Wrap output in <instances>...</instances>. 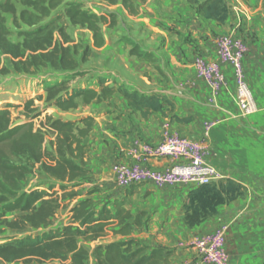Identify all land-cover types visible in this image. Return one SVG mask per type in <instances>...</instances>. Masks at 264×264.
<instances>
[{
    "label": "crops",
    "instance_id": "0c3cea01",
    "mask_svg": "<svg viewBox=\"0 0 264 264\" xmlns=\"http://www.w3.org/2000/svg\"><path fill=\"white\" fill-rule=\"evenodd\" d=\"M129 2L138 8L132 15L123 10L122 15L130 19L129 37L140 51L150 53L154 62L130 56L131 48L121 40L115 44L120 49L117 68L109 70L102 65L100 75L116 78L141 95L163 96L167 103L162 105L163 113L152 112L142 117L141 112L128 107L120 94H114L95 110L94 116L88 114L93 117L94 126L83 140V162L87 171L84 180L90 178V182L83 180L78 185L88 186L89 190L83 196L74 193L77 197L67 201L74 205L89 198L97 203V210L106 207L114 213L115 204L127 197L131 202L125 203L124 208L134 216L139 211L133 202L140 197L142 203L150 200L161 203V207L153 210L152 220H141V225L133 226L131 235L125 239L137 241L148 251L165 247L172 253L170 264L196 262L195 250L189 247V242L222 225L228 228L225 236L228 264H261L264 261L263 0H232L230 13L221 23L202 18L197 6L187 0ZM222 36L242 40L248 47L243 60L245 80L259 108L251 117L238 115L232 69L220 63L218 57L217 43ZM198 60L220 64L225 86L218 94L214 95L198 78L195 70ZM208 122L215 123L210 130L204 126ZM165 132L202 143L208 150L206 162L222 176L219 181H232L242 187L241 196L220 204L214 217L192 228L182 222V206L190 191L198 187L155 189L142 184L121 189L114 182V165L135 163L134 154L144 145L160 143ZM143 163L160 170L178 162L146 158ZM153 211L150 209L151 215ZM111 236L115 235L109 232L92 243H110L114 241Z\"/></svg>",
    "mask_w": 264,
    "mask_h": 264
},
{
    "label": "trees",
    "instance_id": "16d2710c",
    "mask_svg": "<svg viewBox=\"0 0 264 264\" xmlns=\"http://www.w3.org/2000/svg\"><path fill=\"white\" fill-rule=\"evenodd\" d=\"M102 1L110 5L122 4L130 12L133 9L129 0ZM191 3L197 5L202 18L219 23L230 13L223 0H193ZM16 4L22 9L18 10ZM62 5L63 14L48 21ZM5 15L11 16L12 25L21 39L19 42L11 40ZM62 17L71 25L91 32L95 48H101L104 43L101 26L109 21L112 25L115 23L113 14L97 15L74 2L63 4L62 0H4L0 3V75L10 72L1 62L4 56L11 59L12 69L19 74H31L32 70L42 67L72 74L44 86L45 101L60 112L77 109L78 100L87 105L93 101L110 99L119 92L128 107L141 112L142 117L152 112L163 113L162 105L167 103L165 97L144 96L122 86L114 88L107 84L106 78L98 79L99 90L71 87L73 77L79 75L77 70L80 62H86L90 50L84 48L78 60L76 47L65 46L70 39L62 27H57V21ZM55 33L61 36V42L55 39ZM129 54L154 62L150 53L140 51L135 45ZM8 107L0 109V234L5 230L25 229H43L45 232L38 236L6 239L0 244V260L7 264H31L33 261L38 264L53 261L87 264L93 258L94 264H170L172 253L165 247L148 251L137 242L125 239L131 235L133 226L141 225V220L126 210L123 203L115 204V212L112 213L106 207L97 210L96 202L89 198L83 199L70 208L71 218L67 225L52 229V221L60 207V197L46 190L20 193L21 183L35 165H39L45 175L56 181H83L87 176L83 162V140L92 132L94 119L85 117L78 121H62L47 118L43 128L53 137L49 142L50 152H47L44 132L41 129L34 130L30 121L36 116L33 115V101H27L22 106L28 122L17 125L12 124ZM61 189L65 191V188ZM241 195L242 187L232 181H219L198 187L190 191L184 201L182 222L189 228L195 227L214 217L217 206ZM75 196L72 192H63L62 199L71 201ZM11 212H20L22 215L6 218L5 215ZM109 232L124 237V240L96 245L91 252L80 244V240L85 243L96 242Z\"/></svg>",
    "mask_w": 264,
    "mask_h": 264
},
{
    "label": "rangeland",
    "instance_id": "374dc122",
    "mask_svg": "<svg viewBox=\"0 0 264 264\" xmlns=\"http://www.w3.org/2000/svg\"><path fill=\"white\" fill-rule=\"evenodd\" d=\"M4 0H0V3ZM143 1V0H140ZM190 4L193 0H187ZM228 8L230 6L232 0H223ZM63 4L66 3H78L80 4L85 10H88L97 15H108L113 14L115 17L114 25L111 24L109 21L107 24L101 26V33L103 36L104 43L102 45L103 50L101 48H95L93 45L92 34L85 28H81L79 26H73L70 22L65 18L62 17L59 21H57V27H62L65 30V34L68 36L70 41L65 44V46L76 47L78 56L77 59H80V56L83 52L84 48H89L90 53L88 55V59L86 62L81 63L77 72L79 75L73 77L72 81L70 82L71 87L76 88H93L95 90H99L98 88V79L104 78L100 74H102L103 69L101 66L103 65L105 69H116V61H119V48L115 44L120 42L121 40L124 42L126 46L129 45V48L134 46L132 43L133 39L129 36H132L129 32V25L130 19L125 18L123 14V10H125L128 14L132 15L136 13L138 8L133 6L132 11L130 12L126 6L122 4L117 5H110L102 0H62ZM194 6H197L194 4ZM18 10H21L22 7L16 4ZM64 11V5H62L56 12L52 14V17L48 21H53L57 18L58 15H62ZM6 24L11 32V40L13 42H19L21 39L17 36V31L12 25V19L10 15H5ZM110 20V19H109ZM131 29V28H130ZM55 39L59 42L62 41V38L58 33H55ZM107 43V44H106ZM104 51L105 53H101ZM129 53V52H128ZM130 55V54H129ZM131 56V55H130ZM122 55L120 59L122 60ZM120 60V61H121ZM1 62L4 66L10 69V72L6 75H0V109L7 108L10 111L11 121L13 125H17L20 123L28 122L27 117L23 114V105L25 102L32 100L33 107L32 109L35 110L34 116L30 121L33 124L34 130H42L45 134V141L44 147L47 152H50V145L49 142L53 139L49 132L43 128V124L45 123L47 118L54 119V120H62V121H78L85 117H92L89 115H93L95 110L99 109L100 107L104 106V103L109 101L110 99H102L99 101H93L90 104H83L81 100H78V107L75 110H71L69 112H60L58 111L51 103L45 101V92L44 86L49 83L53 84L59 82L61 79L65 77H70L72 74L70 73H61L52 70L48 67H42L37 70H32L31 74H19L16 73L12 69L11 59L9 57H2ZM114 64V65H113ZM116 67V68H115ZM107 84L114 88H118V86H122L127 90L128 89L123 83H120L116 78H107ZM131 91V90H130ZM115 94H120L116 92ZM121 95V94H120ZM122 96V95H121ZM123 97V96H122ZM126 101V100H125ZM89 114V115H88ZM93 118V117H92ZM94 126V124H93ZM91 134V133H90ZM89 134V135H90ZM151 145V144H148ZM157 145V144H155ZM153 146V145H152ZM89 162V161H88ZM87 162V164H88ZM85 182H90V178L88 180H84ZM80 180H76L74 182H59L56 181L47 175H45L41 170L39 165H35L31 167L30 173L26 176V179L21 183V192H29L32 190H46L49 193H57L60 197V207L56 212V215L52 221L51 228H61L67 225L70 222L71 214L70 208L73 205L66 200L62 199L63 192L66 194L72 193H79L80 196H83L86 190H89L88 186H83L79 188ZM83 183V182H82ZM61 187L65 188V191L61 189ZM78 187V188H77ZM73 188L75 191H73ZM171 188V187H170ZM77 197V195H76ZM123 204L131 202V200H127V197H122ZM154 202V203H150ZM145 201L142 203V199L136 200L137 210L139 211L136 213L137 218L139 220H152L154 211L157 207H161V203L158 204L155 201L150 200ZM151 207V208H150ZM150 209L152 215L150 214ZM20 212H11L5 215L6 218L11 219L13 217L21 216ZM4 228V227H2ZM45 232L43 229L33 230V229H25L23 231H11L5 230L4 233L0 234V244L3 243L6 239L9 238H23L26 236H38ZM111 240H124L121 236L115 237L111 236ZM129 241H134L131 239H126ZM81 241V240H80ZM113 242V241H112ZM138 243V242H137ZM81 244L85 246L88 250L92 251L96 245L93 243H85L81 241ZM140 246V244L138 243ZM141 247V246H140ZM194 263V262H193ZM0 264H7L0 261ZM12 264H23L21 262L12 263ZM31 264H38L33 261ZM44 264H67L61 263L57 261L47 262ZM87 264H94L93 258H90ZM188 264V263H186Z\"/></svg>",
    "mask_w": 264,
    "mask_h": 264
},
{
    "label": "built area",
    "instance_id": "2783aa9c",
    "mask_svg": "<svg viewBox=\"0 0 264 264\" xmlns=\"http://www.w3.org/2000/svg\"><path fill=\"white\" fill-rule=\"evenodd\" d=\"M217 49L220 63L229 65L233 72L238 115L248 118L257 114L259 108L246 83L243 68V60L248 52L246 43L233 40L230 36H222L218 40ZM195 70L198 78L214 95L224 88L225 77L220 64L198 60ZM214 125V122L204 124L206 130ZM207 155L208 150L202 143L189 141L173 132H165L160 143L144 145L134 154L135 163L114 165V182L121 189L142 184L151 185L155 189L206 186L222 179L220 172L206 162ZM146 158H167L178 163L158 170L146 166L143 163ZM227 229L226 225H222L209 234L193 238L189 247L195 250L197 261L188 264H228L225 251Z\"/></svg>",
    "mask_w": 264,
    "mask_h": 264
}]
</instances>
